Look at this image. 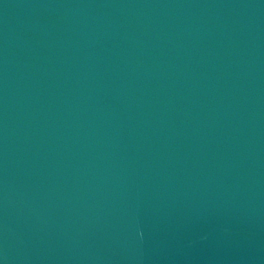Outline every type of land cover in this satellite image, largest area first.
I'll use <instances>...</instances> for the list:
<instances>
[{"label":"water","instance_id":"water-1","mask_svg":"<svg viewBox=\"0 0 264 264\" xmlns=\"http://www.w3.org/2000/svg\"><path fill=\"white\" fill-rule=\"evenodd\" d=\"M0 264H264V0H0Z\"/></svg>","mask_w":264,"mask_h":264}]
</instances>
